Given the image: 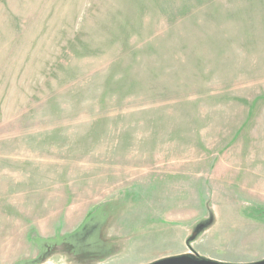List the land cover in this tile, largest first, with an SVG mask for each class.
<instances>
[{"label":"rangeland","instance_id":"rangeland-1","mask_svg":"<svg viewBox=\"0 0 264 264\" xmlns=\"http://www.w3.org/2000/svg\"><path fill=\"white\" fill-rule=\"evenodd\" d=\"M15 251L264 257V0H0V264Z\"/></svg>","mask_w":264,"mask_h":264},{"label":"water","instance_id":"water-1","mask_svg":"<svg viewBox=\"0 0 264 264\" xmlns=\"http://www.w3.org/2000/svg\"><path fill=\"white\" fill-rule=\"evenodd\" d=\"M145 264H264V257L248 263H226L208 258H200L191 254H180L159 258Z\"/></svg>","mask_w":264,"mask_h":264},{"label":"crops","instance_id":"crops-1","mask_svg":"<svg viewBox=\"0 0 264 264\" xmlns=\"http://www.w3.org/2000/svg\"><path fill=\"white\" fill-rule=\"evenodd\" d=\"M17 255H19V253L17 252V251H15V252H12L11 254H8L7 255V257L8 258H12V257H14L15 258V261H13L11 264H16V263H18L19 261H20V256H17ZM1 257V256H0ZM19 258V259H18Z\"/></svg>","mask_w":264,"mask_h":264}]
</instances>
